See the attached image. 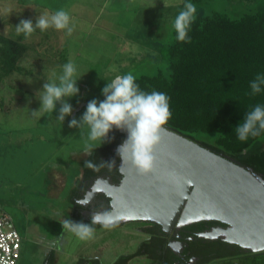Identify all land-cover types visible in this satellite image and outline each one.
Listing matches in <instances>:
<instances>
[{
    "label": "rangeland",
    "instance_id": "obj_1",
    "mask_svg": "<svg viewBox=\"0 0 264 264\" xmlns=\"http://www.w3.org/2000/svg\"><path fill=\"white\" fill-rule=\"evenodd\" d=\"M0 0V34L17 35L21 19L35 24L40 14L69 11L75 23L71 36L64 30L39 29L28 39L31 48L21 60L22 71L6 76L0 89V209L7 211L22 236L23 254L18 264H44L50 251L55 264H76L80 258H97L109 264L132 252L145 236L142 221H127L112 229L96 227L91 240L81 241L59 223L70 219L73 187L81 176L85 139L68 122L79 118L93 98L103 100L101 89L115 75L133 73L172 77L168 48L175 40L172 20L186 0ZM197 19L214 12L232 17L253 12L264 0H191ZM155 4V7H152ZM137 46L132 50V46ZM69 59L78 67L80 94L69 102L71 116L63 124L52 115L33 116L40 107L35 93ZM115 66L117 71L110 72ZM59 108V105L57 106ZM198 141L214 144L218 132H195ZM107 143V142H106ZM104 143L103 145H105ZM102 145V146H103ZM264 148V136L259 141ZM55 245V246H54ZM253 251H236L224 258L233 264H264ZM132 260L129 264H141Z\"/></svg>",
    "mask_w": 264,
    "mask_h": 264
},
{
    "label": "trees",
    "instance_id": "obj_2",
    "mask_svg": "<svg viewBox=\"0 0 264 264\" xmlns=\"http://www.w3.org/2000/svg\"><path fill=\"white\" fill-rule=\"evenodd\" d=\"M189 35L190 43L175 39L168 48L171 78L160 72L137 77V83L145 91L157 90L170 97L172 117L164 126L264 176V148L259 145L264 133L241 142L234 131L246 112L258 103L264 104V91L252 95L249 88V82L256 74L264 73V5L240 17L224 12L201 16L196 19ZM30 48L23 34H0V89L6 76L22 71L21 60ZM199 131L218 132L219 135L214 144H209L196 140L193 133ZM124 137L120 130L113 129L109 133V141L87 156L86 160L94 164L114 159L115 166L111 171L107 166L94 171L83 165L81 176L73 187L71 220L81 221L76 198L85 180L91 182L107 176L113 183L121 181L122 174L118 171L121 159L116 149ZM203 222L226 226L217 220H203L187 227L195 229ZM156 225L161 229L159 224ZM209 241L207 252L212 255L203 264H233L224 257L245 250L222 239ZM254 255L263 258L262 252Z\"/></svg>",
    "mask_w": 264,
    "mask_h": 264
},
{
    "label": "clouds",
    "instance_id": "obj_3",
    "mask_svg": "<svg viewBox=\"0 0 264 264\" xmlns=\"http://www.w3.org/2000/svg\"><path fill=\"white\" fill-rule=\"evenodd\" d=\"M164 7L170 4L163 0ZM152 7H155L153 4ZM197 19V6L186 0L183 8L172 20L171 27L175 32V39L181 43H190L189 33ZM49 28L64 30L66 35L71 36L75 23L69 11L59 9L51 15L40 14L35 24L31 19H21L15 26L17 35L23 34L25 39L30 38L37 29L41 32ZM137 46L133 45L135 51ZM59 75L53 73L51 78L45 80L41 90L35 93L40 107L32 111L33 116L42 114L52 115L58 112L56 119L62 124L65 118L71 116L74 109L69 102L80 94L78 81L82 78L78 74V67L74 61L69 59L62 66ZM110 72H116L115 66L110 67ZM252 95L264 91V73H257L249 82ZM103 100L93 98L79 118L73 117L68 122L69 128L78 129L85 139L84 154L92 155L94 150L100 148L109 141V133L113 129L127 132L126 139L118 146L116 153L122 164L118 169L122 173L125 166L135 169L140 175L152 174L156 171L155 147L160 142V130L162 126L172 117L170 97L157 90L145 91L137 83L136 76L129 72L124 75H115L111 80L106 81L101 89ZM59 105V108L57 106ZM234 131L237 139L246 142L249 137H257L264 133V104H256L246 112L243 119L235 126ZM85 167L100 171L107 166L111 171L115 166V160L100 161L94 164L91 160L84 162ZM78 205L84 206L82 199L76 201ZM93 209L90 214V223L62 219L59 221L62 233L55 237V245H59L65 232L73 233L79 240H91L95 236V225L109 230L126 217L115 212L112 205L109 208ZM54 245V246H55Z\"/></svg>",
    "mask_w": 264,
    "mask_h": 264
},
{
    "label": "water",
    "instance_id": "obj_4",
    "mask_svg": "<svg viewBox=\"0 0 264 264\" xmlns=\"http://www.w3.org/2000/svg\"><path fill=\"white\" fill-rule=\"evenodd\" d=\"M120 132L125 140L127 132ZM159 134L154 173L140 175L125 166L119 183L105 177L94 181L87 200L103 193L115 212L126 217L118 224L151 221L166 232L217 220L226 226L198 235L222 239L247 251H263L264 176L166 126Z\"/></svg>",
    "mask_w": 264,
    "mask_h": 264
},
{
    "label": "flooded vegetation",
    "instance_id": "obj_5",
    "mask_svg": "<svg viewBox=\"0 0 264 264\" xmlns=\"http://www.w3.org/2000/svg\"><path fill=\"white\" fill-rule=\"evenodd\" d=\"M100 177L109 178L107 176ZM97 179L91 182L85 180L78 191L79 196L76 198V201L82 199L85 202L84 206L80 205L78 210L81 219L80 217H76V219H80L85 223L90 222V214L93 209L102 210L101 207H103L110 210V198L106 197L103 193L98 194L94 199L87 200V192L91 189L92 183ZM187 226L178 229L174 228L171 232H166L162 229V226L159 229L156 222L142 221L139 229L145 236L135 243V248L132 252L121 254L109 264H129L132 260H142L141 264H203L208 256L212 255V253L207 252L209 240L211 239H206L198 234L223 225L203 222L202 226L196 225L195 229H190ZM52 251L47 255L44 264H52ZM53 252L54 262L56 263V253L55 251ZM127 255L131 256L126 258ZM76 264L101 263L97 258H84V260L80 258Z\"/></svg>",
    "mask_w": 264,
    "mask_h": 264
},
{
    "label": "built area",
    "instance_id": "obj_6",
    "mask_svg": "<svg viewBox=\"0 0 264 264\" xmlns=\"http://www.w3.org/2000/svg\"><path fill=\"white\" fill-rule=\"evenodd\" d=\"M22 241L11 215L0 209V264H18L22 256ZM261 252L264 258V250Z\"/></svg>",
    "mask_w": 264,
    "mask_h": 264
},
{
    "label": "bare ground",
    "instance_id": "obj_7",
    "mask_svg": "<svg viewBox=\"0 0 264 264\" xmlns=\"http://www.w3.org/2000/svg\"><path fill=\"white\" fill-rule=\"evenodd\" d=\"M100 186H101V185H100ZM101 187H102V186H101ZM104 189H105V188H104ZM215 233H216V232H215ZM215 233L213 232V233H211V234H213V235H214ZM224 236H225V234H224Z\"/></svg>",
    "mask_w": 264,
    "mask_h": 264
},
{
    "label": "crops",
    "instance_id": "obj_8",
    "mask_svg": "<svg viewBox=\"0 0 264 264\" xmlns=\"http://www.w3.org/2000/svg\"><path fill=\"white\" fill-rule=\"evenodd\" d=\"M115 1H118V0H115ZM22 248H23V244H22ZM22 254H23V250H22ZM22 257V256H21Z\"/></svg>",
    "mask_w": 264,
    "mask_h": 264
}]
</instances>
